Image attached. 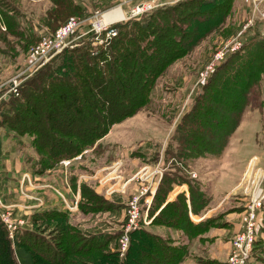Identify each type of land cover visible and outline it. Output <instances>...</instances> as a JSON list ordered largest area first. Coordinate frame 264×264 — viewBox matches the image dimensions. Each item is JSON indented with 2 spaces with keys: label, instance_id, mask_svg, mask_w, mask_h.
Masks as SVG:
<instances>
[{
  "label": "trees",
  "instance_id": "obj_1",
  "mask_svg": "<svg viewBox=\"0 0 264 264\" xmlns=\"http://www.w3.org/2000/svg\"><path fill=\"white\" fill-rule=\"evenodd\" d=\"M51 2L55 8L48 14L50 26L78 15L82 9L78 0ZM234 2L182 0L159 6L118 24V33L108 45L95 46L97 36L89 33L79 46L66 49L26 81L18 96L3 98L0 124L15 138L29 140L34 152L26 158L31 173L43 176L61 163L85 155L114 126L149 107L158 80L201 38L198 9L210 7L211 33L227 24ZM0 3L8 8L1 11L8 34L24 37L19 12L5 0ZM253 25L242 35L241 50L230 55L198 88L200 93L191 110L176 128L172 140L177 149L173 152L169 145L166 156L171 155L185 168L191 160L223 155L250 105V96L264 81V23ZM167 176L150 211L151 218L158 213L152 226L180 231L190 241L203 240L211 229L227 226L221 223L225 214L195 224L191 214L199 216L209 206L206 194L198 190L196 181L183 180L174 172ZM186 184L190 197L182 193L165 205L175 186ZM94 191L92 186L81 184L80 210L85 214H119L120 205ZM99 231L74 227L67 209L35 210L14 238L0 220V264H127L130 259L136 264H181L188 256L187 245H177L173 239L142 227L131 234L122 260L117 250L111 252L118 247L121 232Z\"/></svg>",
  "mask_w": 264,
  "mask_h": 264
},
{
  "label": "rangeland",
  "instance_id": "obj_2",
  "mask_svg": "<svg viewBox=\"0 0 264 264\" xmlns=\"http://www.w3.org/2000/svg\"><path fill=\"white\" fill-rule=\"evenodd\" d=\"M78 1L82 6L78 15L62 19L54 26H50L51 22L49 23L48 14L55 8L51 0H5V3L7 2L11 8H15L19 12V19L22 21L20 30L25 32V36L19 38L8 34V27L4 23L1 14V11L8 10V8L4 5L1 7L0 3L1 21L5 28L4 30L0 26V84L11 81L26 70L33 48L42 39L53 34L55 30L57 31L69 20L81 21V29L73 34L70 38L71 44L66 49L79 46V42L88 35L90 29H92V24H96L97 21L110 23L109 21L112 17L109 13L111 12L121 10L126 15L125 19L114 21L113 28L116 29L118 24L129 19L140 18L146 12L152 10L147 9L139 16H133V11L142 3L147 6H155L157 4L162 6L173 5L182 0ZM128 2L136 3L131 11L125 6ZM198 12V18L200 19L197 23L200 28L198 36L201 38L199 37L200 39L196 40V46L193 47L186 57L176 61L158 80L150 106L141 110L136 116L114 126L108 134L109 136H106L107 139L105 137V141L103 139L92 150H89L90 152L87 151L85 156L83 155L82 161L69 164L68 177L71 178L70 174L88 173L90 169L93 170L99 167L111 168L117 163L119 164L117 174L123 179L122 175L125 176V174L135 172L143 164H147L150 168L162 172V175L158 174L157 181H162L164 176L168 178L167 174L173 172L176 175L180 174L183 180L196 181L199 184L198 190H202L206 194L210 202L209 205L213 203V206H216L224 203L222 206L223 210L229 209L235 212L243 210L241 213L242 218L247 210L249 200V197L245 194V185L243 186V179L247 169L251 162L255 161L257 168L264 170V81L254 89L253 94L250 96V105L243 113L237 131L231 137L227 149L220 158L207 156L191 160L185 168V164L177 163L178 161L173 160L171 155L166 156V150L169 145L172 146L173 152L176 151L177 143L172 140L175 136L176 128L184 115L191 110L197 93H200V89L198 90L200 86H196L199 73L217 49L248 29L244 31L247 23L240 26L225 24L210 33V7H202L198 9ZM253 15L252 11L249 17H253ZM205 18L207 19L202 21ZM26 26H29V30H26ZM252 26L254 25L250 27ZM28 32H31V34ZM33 76H27L21 86ZM4 88H6V85ZM169 150H171L170 147ZM29 152L26 151V154L31 156ZM133 161L136 162V165L133 164ZM106 169L104 174H102L104 177L110 173V170ZM114 176L116 177V175ZM97 182V180H93V182L86 184L94 188L96 184L99 185ZM183 186H185L186 192L190 194L189 185ZM177 187L182 186H175L176 189ZM158 188L149 209L145 207L144 216L148 211L147 214L150 217V211ZM98 195L105 199L107 197L105 192H101ZM108 195L112 196L113 194ZM71 202H75L74 197ZM80 202L77 211H69V221L74 227L84 232L92 233L100 232L99 230L121 232L122 225L125 222L127 208V206L125 208V204L121 205L122 208L119 214H103L101 212L85 214L80 210ZM121 211L123 212V217ZM111 214L116 215V217L111 219ZM219 214L217 213L213 217L217 218ZM157 215L158 213L150 218L154 220ZM117 220L122 221L120 223ZM101 225H106L107 228H101ZM148 229L151 233L157 235L150 228ZM116 248H113L111 252L117 250L120 255L119 247ZM120 257L123 260L125 256L122 257L120 255ZM70 258L72 260L73 256L70 255ZM41 264L48 263L45 261L41 262ZM127 264L136 263L130 259Z\"/></svg>",
  "mask_w": 264,
  "mask_h": 264
},
{
  "label": "crops",
  "instance_id": "obj_3",
  "mask_svg": "<svg viewBox=\"0 0 264 264\" xmlns=\"http://www.w3.org/2000/svg\"><path fill=\"white\" fill-rule=\"evenodd\" d=\"M135 5L136 3L128 2L125 6L131 11ZM252 11L253 0H235L232 14L226 21L227 25L240 26L248 23L251 18L249 15ZM109 14L112 17L109 21L110 23L123 20L126 17L125 13L121 10ZM3 83L0 84V114L4 111L3 98L8 91V82L5 84ZM5 85L6 88H4ZM8 99L9 97L6 96L5 100ZM107 137L105 139H107ZM105 139L103 141H105ZM26 151H30L29 153L31 155L34 154L29 146V140L15 138L6 127L0 124V200L5 205L12 207L15 219L24 220L25 223L28 222L34 211L37 209L66 210V203L57 194V191L65 196L67 202H71L73 197L81 196L82 182H93V180L81 181L82 176L93 177L96 173L100 172L97 180L99 185L96 184L94 186L95 192L98 194L105 192V195L107 196L106 199L111 200V202L120 206L125 204V208L128 205L131 196L139 190L141 185H152L157 190L159 182L161 181H157L158 175H156L155 169L150 168L147 164H143L135 172L128 173L129 175H122L123 179L119 177V179L112 180L107 184L99 181V179L104 178L102 174H104L107 167H99L93 170L90 169L88 173L85 172L76 175L70 174L71 178H69V164H73L76 161H82L85 155L73 161H66L67 163H62L60 166L48 171L43 176H36L31 173L29 169L30 166L26 161V158L29 155L26 154ZM133 164L136 165V162L133 161ZM145 168H147V170L144 171ZM106 170H108V168ZM25 174L31 176L32 186H29L27 182L23 183V177ZM138 174L143 175L144 179L147 180L142 181L139 178H135ZM127 182L129 183L125 193L115 192L112 196L108 195L109 190L112 188L119 190ZM186 191L185 186L177 187V189L174 188V190L168 195L165 205L174 202L177 196L182 193L189 198L190 194ZM31 197L43 200V206L40 208H34L38 203ZM223 205L224 203L222 205L213 206L212 203V205H209L199 216L191 214V219L195 224L200 223L204 219H209L217 213H220L219 215L225 214L221 223L227 224V226L211 229L202 237L203 240L198 238L190 241L180 231L167 227H154L150 225L148 228L161 237L173 239L177 245L188 246V256L181 264H227L228 257L232 250L233 241L236 235L243 229L241 218L243 210L240 212H235L234 210L229 209L223 210ZM110 217L113 219L116 215L111 214ZM117 221L121 223L122 220ZM102 227L107 228L106 225H101V228ZM248 264H264V225L257 234L256 242L253 246Z\"/></svg>",
  "mask_w": 264,
  "mask_h": 264
},
{
  "label": "built area",
  "instance_id": "obj_4",
  "mask_svg": "<svg viewBox=\"0 0 264 264\" xmlns=\"http://www.w3.org/2000/svg\"><path fill=\"white\" fill-rule=\"evenodd\" d=\"M147 6L140 4L133 11V16H139L142 12L147 9H153L158 7ZM253 17L247 23L244 31L253 25L256 21L264 23V0H253ZM113 23H104L97 21L96 24H92V29L89 33H94L97 36L94 39V45H108L110 41L117 35V30L113 28ZM0 26L5 30L0 15ZM81 29V21L69 20L64 23L56 32L45 37L41 42L33 48L29 64L23 72L18 74L17 77L13 78L7 83V94L4 98L9 97L10 94L18 96L19 88L25 81L27 76H33L43 67H45L52 59L61 54L71 44L70 38L73 34ZM244 33V32H243ZM105 34L104 39H99L100 36ZM86 35V34H85ZM242 33L234 37L232 40L223 44L217 51L211 56L210 60L203 67L199 73L197 80V87L204 85L211 75L220 67L227 58L239 52L241 50L243 41ZM65 163H67L65 161ZM119 164H115L113 167L108 168L110 173L103 179H99L101 183H109L112 180L119 179L118 173ZM147 168L144 169V171ZM156 175H162V172L155 170ZM100 172L96 173L93 177L82 176L81 181L84 180H98ZM116 175V177L114 176ZM135 178H139L142 181H146L143 175L138 174ZM27 182L29 186H32L31 176L25 174L23 177V183ZM129 182L125 183L119 190L112 188L108 191V194L112 195L115 192L125 193ZM245 185V194L249 197L247 210L242 216L243 229L238 233L233 241L231 253L228 257L227 264H248L251 257L253 246L256 242L257 234L262 229L264 223V170L257 168L255 161H252L247 169L245 177L243 179V186ZM156 188L152 185L143 184L139 190L131 196V199L127 205L125 212V222L121 228V236L118 240V247L120 255L123 257L129 250L130 236L133 232L139 230L142 227H149L152 223V219L146 213L144 216V209L152 204L155 196ZM57 194L65 201L67 210L75 212L78 210V204L80 196L75 197V202H67L65 196L57 191ZM37 201V205L34 208H40L43 206V200L40 198L31 197ZM0 220L6 226L10 238H14L15 234L23 229L26 225L24 220H18L14 218L12 207L5 205L0 200Z\"/></svg>",
  "mask_w": 264,
  "mask_h": 264
}]
</instances>
